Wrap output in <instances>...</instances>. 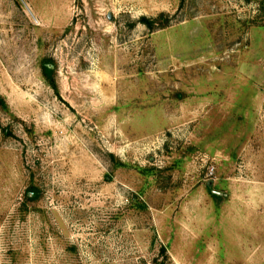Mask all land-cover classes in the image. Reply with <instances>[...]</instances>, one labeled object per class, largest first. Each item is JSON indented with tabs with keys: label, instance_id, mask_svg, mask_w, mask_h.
Listing matches in <instances>:
<instances>
[{
	"label": "rangeland",
	"instance_id": "374dc122",
	"mask_svg": "<svg viewBox=\"0 0 264 264\" xmlns=\"http://www.w3.org/2000/svg\"><path fill=\"white\" fill-rule=\"evenodd\" d=\"M0 264H264V0H0Z\"/></svg>",
	"mask_w": 264,
	"mask_h": 264
},
{
	"label": "trees",
	"instance_id": "16d2710c",
	"mask_svg": "<svg viewBox=\"0 0 264 264\" xmlns=\"http://www.w3.org/2000/svg\"><path fill=\"white\" fill-rule=\"evenodd\" d=\"M141 22L145 25H149L148 19L146 18H142ZM52 66V62L50 60H45L42 62V73L44 78L46 79V81L49 83V85L56 90V85H55V81L53 78V69L51 68ZM32 193L36 192L34 189H31Z\"/></svg>",
	"mask_w": 264,
	"mask_h": 264
}]
</instances>
